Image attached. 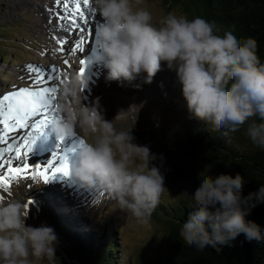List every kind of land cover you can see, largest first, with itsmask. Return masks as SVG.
<instances>
[{
  "label": "clouds",
  "instance_id": "obj_1",
  "mask_svg": "<svg viewBox=\"0 0 264 264\" xmlns=\"http://www.w3.org/2000/svg\"><path fill=\"white\" fill-rule=\"evenodd\" d=\"M142 3L92 0L102 18L96 29L95 59L107 70L106 78L139 87L133 83L138 78L151 83L167 68L175 73L192 116L212 122L222 129L223 137L247 125L246 136L264 150V63L256 39L242 37L233 26L218 29L214 21L199 16L189 20L168 13L153 23L152 13L139 6ZM93 113L81 121L93 137L84 141L78 158L69 163V174L96 190L92 204L99 202L98 194H106L118 209L146 225L166 189L164 175L154 163L163 156L134 142L133 127L117 130L95 108ZM52 124L61 137L75 132L64 120ZM244 182L240 173L201 174L189 194L190 214L181 226L193 247L219 250L241 233L249 241L264 242V228L246 220L252 208L264 203V184L242 195ZM27 217V208L14 196L0 201V264H55L54 229L43 223L27 224Z\"/></svg>",
  "mask_w": 264,
  "mask_h": 264
},
{
  "label": "rangeland",
  "instance_id": "obj_2",
  "mask_svg": "<svg viewBox=\"0 0 264 264\" xmlns=\"http://www.w3.org/2000/svg\"><path fill=\"white\" fill-rule=\"evenodd\" d=\"M46 2L47 0H0V31L10 30L9 32H12V35L2 33L9 37L10 43L0 45V53L8 50L7 52L17 57V61L13 64H10L8 60L5 62L0 59V73L3 74V77H0V94L15 88L32 86L28 78L29 74L25 71V65H37L45 69V74H47V69L54 65L62 76L65 75L62 82L61 79L56 81L59 85L56 102L60 112L64 113L65 119L74 128L75 132L72 135L78 139L76 144L82 140L91 142L93 133L87 129V125L82 126L81 121L90 118L95 108L97 113H102L105 120H111L117 130H127L133 127L131 134L134 136V142L147 145L150 151L159 157L161 139L158 133L164 131L163 126H166L167 130L175 127V124L184 120L189 113L180 86L175 81V73L164 68L155 75L151 83H143L142 78H138L133 83H139L140 86L134 87L127 81L120 83L107 79V70L103 68L102 71L101 67L90 70L92 72L87 75V82L82 83L76 74L80 67V57L83 54L80 52L73 54L65 46H63L65 51L61 52L59 44L53 48L49 47L51 42L52 45L55 42L58 43V38L50 36V31L56 27H61L64 31L69 27V32H73V29L66 18L68 15L64 14L63 4H58L61 9L58 16H64L66 20L57 21L59 24H52L49 20V9ZM139 6L147 8L152 13L153 23L168 13L184 15L180 7L167 6L164 0H143ZM71 8L72 6H68L67 10L70 11ZM97 13L94 12L98 17L99 13ZM66 21L69 22L68 26L64 24ZM81 22L83 25L82 20ZM84 27L89 31L92 30L91 38L85 42V49L94 48L97 37L96 27L92 22ZM77 32L74 35L75 39L79 37H76ZM87 35L86 32L85 36ZM72 38L69 36L70 40ZM65 60L69 61L67 65L64 63ZM66 88L68 91H65ZM58 96L62 98L59 104ZM173 98H177L178 101H173ZM182 102L185 104L183 105ZM229 140L235 142L234 137H229ZM33 148L37 151L40 145L33 146ZM55 152L57 151H53ZM70 156L73 157L68 154L67 159H72ZM46 157L49 159L48 156ZM7 158L6 154L5 164L8 162ZM55 161L54 165L59 163ZM154 163L160 167L162 172L161 160L157 159ZM56 174L49 179L50 182H45L40 177L37 179L21 177L11 182L8 192L0 189V196L3 200L14 196L24 205L30 201L27 206L28 213L30 212L29 220L27 219L26 223L33 222V226L43 223L54 229L57 235L55 253L65 252L67 242L53 225L51 220L53 214L66 216L75 223V231L79 232H86L93 228L107 231L109 224L115 226L113 229L116 230V238L121 246L122 258L130 257L133 262L144 253L152 254L153 247L162 241L161 238L166 229L162 221L151 217L148 224H141L131 214L118 209L115 200L106 194H98L99 202L93 201V205L95 189L80 186V183L75 181L71 175H67V179H62L61 175ZM164 184L166 189L160 200L179 201L190 189L189 182L185 180L172 183L164 177ZM72 258L68 261L69 264H78L77 259L74 256ZM79 260L84 264L82 255Z\"/></svg>",
  "mask_w": 264,
  "mask_h": 264
},
{
  "label": "trees",
  "instance_id": "obj_3",
  "mask_svg": "<svg viewBox=\"0 0 264 264\" xmlns=\"http://www.w3.org/2000/svg\"><path fill=\"white\" fill-rule=\"evenodd\" d=\"M167 6L180 7L189 19L203 17L214 21L218 29L233 26L242 37H253L258 44L257 54L264 63V0H164ZM10 31V30H9ZM0 31V45H7L9 37ZM0 53L2 61L13 64L17 57L11 52ZM0 77L3 74L0 73ZM181 100V99H180ZM179 100V101H180ZM177 102V98H173ZM179 103V102H178ZM183 105L186 103L182 102ZM176 126L158 133L159 155L163 156L161 169L164 177L172 183L188 181L189 192L176 202L160 200L151 217L166 226L162 241L154 246L152 254L144 253L133 262L123 259L122 250L116 238L115 226L106 229L93 228L86 232L75 231V223L60 214L51 215L55 228L67 242V250L61 256L56 252L55 264H69L72 256L83 257L84 264H264V242L249 241L243 233L230 245L217 250L206 246L204 250L193 247L181 226L190 214L189 194L200 182L201 174L217 176L227 173L244 177L242 195L257 191L264 184V150L255 147L242 127L230 133L235 142L221 135L222 129L208 122L206 118L188 113ZM160 128V127H158ZM243 130V131H242ZM54 201V200H53ZM99 220V219H98ZM264 228V203L257 204L246 216Z\"/></svg>",
  "mask_w": 264,
  "mask_h": 264
},
{
  "label": "snow or ice",
  "instance_id": "obj_4",
  "mask_svg": "<svg viewBox=\"0 0 264 264\" xmlns=\"http://www.w3.org/2000/svg\"><path fill=\"white\" fill-rule=\"evenodd\" d=\"M55 3L63 4L65 9H68L70 3L72 4L66 18L71 24L73 34L75 35V32L78 31L80 35L70 51L73 54L82 53L85 50V42L92 36V30L89 31L84 27L90 21L83 10L87 9L88 13L95 12L91 0H55ZM59 18L64 19L65 17ZM80 20L83 21V25L79 23ZM85 32L88 33L87 36L84 35ZM66 43L69 41L58 39V44L61 45L59 51H65L63 45ZM64 63L67 65L69 61L65 60ZM89 63L90 60L85 58L79 61L78 71L81 78L84 77ZM24 68L29 74L28 78L32 86L15 88L0 94V161H3L6 154H10L19 161L16 165H13L11 160L6 164L0 162V170L6 168V172L0 174V189L4 192H8L13 180L21 177H40L47 182L56 173H62L65 176L69 174L67 156L59 153L54 154L53 159H59V163L55 165L51 161L45 166H33L28 161L25 162V157L31 152L43 127L58 119L56 116L58 112L56 81L61 79L62 82V73L54 65L47 69V74H45V69L37 65L27 64ZM21 130L23 131L21 132ZM83 143L82 140L81 146ZM0 200H3L2 196H0ZM28 203L25 204L26 208Z\"/></svg>",
  "mask_w": 264,
  "mask_h": 264
},
{
  "label": "bare ground",
  "instance_id": "obj_5",
  "mask_svg": "<svg viewBox=\"0 0 264 264\" xmlns=\"http://www.w3.org/2000/svg\"><path fill=\"white\" fill-rule=\"evenodd\" d=\"M47 6H48V13H49V20L51 21L52 24H56L58 23L57 21H65L66 18L64 19H59V16H58V13L59 11L61 10L59 5L55 3V0H47ZM91 4H92V0H91ZM69 6H72V4L70 3ZM93 7V5H92ZM87 15V18L90 22H92L96 29H97V26L102 22V18L101 16L98 14V17L96 14L93 13H88L87 9H83ZM69 10L67 9H64V14L65 15H68L67 12ZM64 17V16H62ZM101 19V20H100ZM44 23H46V20H44ZM69 22H65V26H68ZM79 23L81 24V20L79 21ZM59 24V23H58ZM91 25V24H90ZM69 27H68V30L64 31L63 28L61 27H56L54 28L52 31H50V36H55L56 38H58L59 40H66V41H69V43H66V45L64 44L63 46H65L69 52L70 49L74 46V42H75V36L73 34V32H69ZM48 32V31H47ZM69 34V35H68ZM86 34V32L84 33V35ZM80 33L77 32V36H79ZM69 36L70 37H73L71 40L69 39ZM68 39V40H67ZM58 41V40H57ZM55 46H58V43L55 42L54 45H52V42H51V46L49 47H55ZM98 51L97 47H96V44L94 46V48H91V49H85L82 54V58L84 59H88L90 60V63L87 65L86 67V70H85V73H84V77L81 78V76L79 75V71H77V74L76 76L78 75V80L81 81L82 83H85L87 82V75L89 74V72H92L90 70H93L94 68H101L102 65H97V61L95 59V54L96 52ZM101 70V69H100ZM103 67H102V71H103ZM65 75L62 76V78L64 77ZM123 80L121 81H117V82H122ZM59 82V81H58ZM56 85L59 86L56 82ZM56 116H57V120H64L67 122V120L65 119V116H64V113L63 112H60L59 108H58V112L56 113ZM45 129V130H44ZM43 132L41 133V137H39L34 146L35 147H38L40 145V148L37 149V151H35L34 148V151L31 150V152L28 153V156L25 157V162H29V164L33 165V166H36V165H40V166H45V165H48L49 162L51 161L52 163L53 162H56L55 160H58V159H53V156L54 154L56 153H53V151H60V147H62L64 149L63 153H59L61 155H64V156H67L68 154H71L73 157H71L73 160L77 159L78 156H79V152H80V149H81V142H79L78 144H76L77 142V138L74 137L73 135H71L69 138V135H65L62 137L61 139V136L59 138V140L57 141H60V144H58L57 142H55V131L53 132L54 128H53V124L49 123L47 124L46 126L43 127ZM22 132V130H21ZM58 144V145H57ZM68 144H71L70 148L69 149H65V145H68ZM47 146H49V148H47ZM49 157V159L46 157V156ZM7 159L8 161L11 160L13 165H16L18 163L16 162H19L17 161L13 156H11L10 154H7ZM69 158V157H67ZM72 159H68V162L70 163V161ZM4 160L3 161H0V162H3L4 163ZM42 160V162H41ZM40 161V162H39ZM54 164V163H53ZM4 172H6V168L5 169H2L0 170V174H3ZM57 176H60L61 175V178L62 179H67L66 176H64L62 173H57L56 174ZM70 175V174H69ZM68 175V176H69ZM37 179V177H35ZM33 178V179H35ZM17 181V180H16ZM47 182H50V180H48ZM80 186H82L81 184H79ZM60 186V185H59ZM34 199V198H33ZM29 215V213H28ZM33 218V217H32ZM30 225H33V222H30Z\"/></svg>",
  "mask_w": 264,
  "mask_h": 264
},
{
  "label": "water",
  "instance_id": "obj_6",
  "mask_svg": "<svg viewBox=\"0 0 264 264\" xmlns=\"http://www.w3.org/2000/svg\"><path fill=\"white\" fill-rule=\"evenodd\" d=\"M134 137V136H133ZM30 213V212H29ZM28 219V217H27ZM29 220V219H28ZM61 256H64V254L62 252H59ZM69 261V260H68ZM69 263V262H68Z\"/></svg>",
  "mask_w": 264,
  "mask_h": 264
}]
</instances>
